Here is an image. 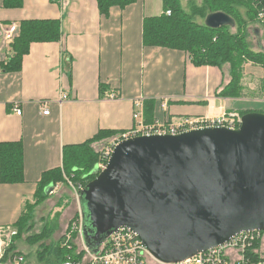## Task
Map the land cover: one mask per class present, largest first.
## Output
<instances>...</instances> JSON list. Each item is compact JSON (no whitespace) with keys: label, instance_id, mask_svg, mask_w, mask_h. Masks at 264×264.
I'll list each match as a JSON object with an SVG mask.
<instances>
[{"label":"crops","instance_id":"obj_1","mask_svg":"<svg viewBox=\"0 0 264 264\" xmlns=\"http://www.w3.org/2000/svg\"><path fill=\"white\" fill-rule=\"evenodd\" d=\"M162 13L161 0L115 6L108 16L99 13L97 0H22L17 8L0 0L4 28L19 30L25 20H59L61 28L58 42L31 44L21 70L11 73L1 70L13 53L0 32V143L21 142L24 161L23 183H0V254L41 175L61 167L63 147L85 143L101 130L129 131L137 100H153L152 122L246 111L243 97L216 95L225 70L195 67L183 51L143 44L144 20ZM42 104L49 115L42 114ZM60 187L58 193L69 191ZM21 241L15 252L30 264L27 246L35 245Z\"/></svg>","mask_w":264,"mask_h":264},{"label":"water","instance_id":"obj_2","mask_svg":"<svg viewBox=\"0 0 264 264\" xmlns=\"http://www.w3.org/2000/svg\"><path fill=\"white\" fill-rule=\"evenodd\" d=\"M257 2L264 19V0ZM204 24L235 26L222 12L208 14ZM95 172L77 197L81 238L93 254L122 227L162 264L185 261L241 233L264 232V113L242 115L236 129L124 140Z\"/></svg>","mask_w":264,"mask_h":264},{"label":"trees","instance_id":"obj_3","mask_svg":"<svg viewBox=\"0 0 264 264\" xmlns=\"http://www.w3.org/2000/svg\"><path fill=\"white\" fill-rule=\"evenodd\" d=\"M161 1L163 13L146 18L143 22V44L149 47L183 51L187 53L195 67L214 66L221 71L227 67L229 81L216 95L225 98H241L240 80L243 65L251 62L261 66L264 71V50L254 52L248 47L246 41L247 26L257 22L258 14L261 13V6L257 0H202L200 5L190 3L188 11L182 8L179 0ZM135 2L137 0H97V7L100 14L108 16L112 7L125 8ZM21 6L22 0H4L6 8ZM167 11L171 14L167 15ZM215 12L225 13L234 20V27H236L234 33L229 27L211 29L205 26V17ZM19 25L17 35L9 43L13 55L7 62L1 64V70L4 73L21 70L22 59L29 53L31 44L58 42L61 38L59 20H25ZM143 104L144 123L150 124L153 120L154 102L149 99ZM246 113L249 112L244 111L240 114L242 116ZM120 133L101 130L85 143L63 147L61 167L44 172L37 183L33 201L24 202L20 217L12 225L16 233L11 236L2 252L0 258L2 263H12L14 258L20 256L18 252H15V243L33 229L31 221L34 209L48 198V188L57 182H70L74 185L82 183L85 187L96 177L95 169L100 154L95 148L106 145L109 139ZM23 170L21 142H1L0 183L5 185L23 183ZM52 232V227L46 225L38 234L26 238L28 244H40L36 254L39 264H63L68 260L83 261L84 253L78 252L73 243L77 237L76 233L69 232L71 239L65 237V233L56 242L44 243L43 240L48 239ZM258 245L256 243L257 247Z\"/></svg>","mask_w":264,"mask_h":264},{"label":"built area","instance_id":"obj_4","mask_svg":"<svg viewBox=\"0 0 264 264\" xmlns=\"http://www.w3.org/2000/svg\"><path fill=\"white\" fill-rule=\"evenodd\" d=\"M166 14L169 15L170 11H167ZM0 32L5 40L11 42L18 33V27L16 25H12L8 28L0 26ZM112 98H114L113 95ZM143 103L144 101L139 99L134 104V126L129 131L123 132L112 138L105 146L102 156L99 157V162L96 166V171L98 173L105 169L107 161L115 146L124 140L143 135H176L205 127H227L236 129L241 123V115L239 113L229 112L213 119H184L177 123L156 120L150 124H145L143 118ZM41 110L43 115H49L48 107L45 104L41 105ZM14 112L20 115V110L14 109ZM81 189L83 188L79 186L78 190L80 191ZM57 190L58 185H55L52 187V191L49 192V194L53 195ZM80 230L81 219L78 227L79 232ZM15 233L14 231L9 232L7 238L15 235ZM261 238L262 232L259 231L241 233L230 239L224 245L201 252L192 258L175 264H264V253L261 252L259 248L262 240ZM7 243L5 242V245H7ZM256 243L259 244L258 247ZM85 251L88 254L86 262L68 260L63 264H147L148 259L153 260L136 234L124 227L112 233L101 245L97 254H93L87 249ZM1 256L2 253L0 254V258ZM153 261L157 264H162L156 260ZM0 264H24V258L22 256H17L12 263H2L0 261Z\"/></svg>","mask_w":264,"mask_h":264},{"label":"rangeland","instance_id":"obj_5","mask_svg":"<svg viewBox=\"0 0 264 264\" xmlns=\"http://www.w3.org/2000/svg\"><path fill=\"white\" fill-rule=\"evenodd\" d=\"M179 1L182 5V8L187 11H188V7L190 6V3L200 5L202 2V0H179ZM241 11L243 12V9H241ZM261 13L258 14L257 22L250 24L246 28L247 45L254 52H259L260 50H264V19ZM229 29L232 33H234L236 30V27H229ZM255 29L258 30L259 44L257 40L258 38L254 35ZM226 68L227 67H225L224 70L227 72ZM227 73L224 74L225 84L229 81ZM263 80H264V71L261 66L257 64H252L251 62H247L243 65L240 85H241V93H242L241 97H243L244 100H241L240 102L243 104H246V108H247L246 111L264 113V94H263L264 83H263ZM109 141L110 139L108 140L107 144L109 143ZM106 145L95 148L96 151L100 154L99 157L102 156V153ZM55 185H58V190L53 195L49 194L48 198L44 199L43 202L34 209L33 220L31 221L33 229L28 234H24L17 242L22 240L21 245L23 246L24 244L23 242H26L27 236L38 234L39 232H41L42 229H44L46 225H48L49 227L51 226L53 229V232L50 235V239H44L43 242L46 244H49L50 242H56L62 237L61 235L63 234L67 223L69 222L68 226L70 224V227L68 228L67 226V229H65L66 231L65 237L70 238L71 233L77 234V237L73 240V243L76 245L78 252L81 251L84 253L83 262L84 261L86 262L88 254L85 251L86 247L84 246V243L81 240L80 232L78 231V227H79L80 219H81L80 210L78 209L79 207L77 203L78 201L77 197L79 193L78 187L80 186L83 188V184L78 183L77 185H74L71 183L69 184V182H66V183L57 182L56 184L52 185V187ZM60 186L64 187L65 189L69 191L66 193L60 192L62 194L58 193L59 189H61ZM60 226H61V229L59 230ZM261 239L262 240L260 242L259 248H260V251L264 253V232H262ZM39 246H40L39 243L35 244L34 247L27 246L28 250L31 249L30 258H29L30 264L34 262L35 264H37L38 260H37L36 254L39 251ZM34 258H35V261H34ZM153 260L148 259L147 264H157Z\"/></svg>","mask_w":264,"mask_h":264}]
</instances>
